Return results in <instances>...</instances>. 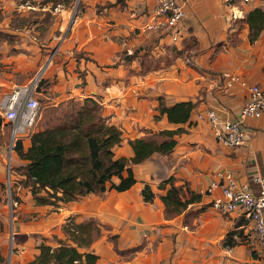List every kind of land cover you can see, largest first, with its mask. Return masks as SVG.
Listing matches in <instances>:
<instances>
[{
	"label": "crops",
	"instance_id": "0c3cea01",
	"mask_svg": "<svg viewBox=\"0 0 264 264\" xmlns=\"http://www.w3.org/2000/svg\"><path fill=\"white\" fill-rule=\"evenodd\" d=\"M179 1L185 3V16L177 42L144 29L155 0H78L80 12L58 40L49 64L37 50L33 58L3 54L13 62L9 71L0 69V95L33 78L38 84L43 73L41 77L55 80L49 87L55 102L94 98L102 116L121 131L113 146L115 157H131L135 138L182 127L170 152L155 151L131 165L135 182L129 188L118 191L107 183L101 192L47 208L45 214L40 210L39 230L57 232L62 239L67 238L61 230L67 217L97 222L99 234L80 248L97 254L93 264H256L257 252L247 241L252 221L237 211L221 212L212 205L220 189L206 193L205 188L219 172L231 171L238 182H246L264 170V112L245 119L247 138L235 149L217 141L215 127L198 114L213 106L221 127L243 104L246 89L238 84L226 88L221 76L225 70L264 85V26L250 40L246 18L255 8L264 12V0ZM0 29L21 40L26 35L18 27ZM7 42L0 37L1 53ZM159 97L168 106L193 102L187 121L172 123L160 114ZM16 160L18 165L26 162ZM169 176L172 181L164 182ZM145 183L154 194L151 201L143 198ZM171 185L181 188V199L188 203L181 212L167 215L160 196ZM25 194L31 196L28 188ZM37 252L33 248V257Z\"/></svg>",
	"mask_w": 264,
	"mask_h": 264
},
{
	"label": "trees",
	"instance_id": "16d2710c",
	"mask_svg": "<svg viewBox=\"0 0 264 264\" xmlns=\"http://www.w3.org/2000/svg\"><path fill=\"white\" fill-rule=\"evenodd\" d=\"M71 2L73 0H63L61 3L67 6ZM49 3L53 8L59 1L30 0V4L37 7H46ZM246 18L249 39L252 40L264 26V12L255 8ZM258 20L261 21L259 24ZM11 36L13 34L0 29L1 38ZM158 99L157 110L160 114L165 113L172 123L187 121L194 105L190 100H181L168 106L162 97ZM64 104L75 109L69 114L71 119L34 131L26 149L21 140L15 145L17 156L26 161L18 166L23 176L20 184L29 189L36 203L53 208L87 193L101 192L107 183L110 188L118 191L129 188L135 182L131 165L141 162L155 151L170 152L176 143L174 135L182 131V127H177L159 130L148 137L135 138L130 141L133 149L131 157H115L113 146L120 142L121 131L102 116L99 102L92 97L70 98L66 103L60 102L51 108L48 116L57 114ZM172 179L169 176L164 182ZM163 185L164 183L159 184L160 187ZM180 194L181 188L171 185L160 196L167 215L177 214L187 206L188 199L182 200ZM142 195L146 201L153 199L154 194L146 183L142 188ZM191 196L189 199L195 197L193 194ZM70 220V226L63 227L67 238H59L54 246L45 241L39 242L34 258L23 264H93L97 254L80 248L88 246L99 234L97 222L93 219L82 222ZM3 260L0 256V264H4Z\"/></svg>",
	"mask_w": 264,
	"mask_h": 264
},
{
	"label": "rangeland",
	"instance_id": "374dc122",
	"mask_svg": "<svg viewBox=\"0 0 264 264\" xmlns=\"http://www.w3.org/2000/svg\"><path fill=\"white\" fill-rule=\"evenodd\" d=\"M18 1L19 4H14L11 0H0V28L18 27V31L26 34L22 40L17 35L7 38L9 46L3 49L2 53L0 52V69L2 71H9L11 68L9 66L13 62V59L10 61L7 60L8 57L4 58L3 54L10 57L13 54L24 53L29 58H33L37 50V53L42 55L41 58L45 57L48 60L52 47L55 48L58 40L68 30L70 22H73L81 9L77 0H73L67 6L61 3L63 0H56L59 3L53 8L50 7V3L45 5V8L34 7L30 4V0ZM35 19L36 22L33 21ZM27 42L31 44L30 47L26 44ZM49 62L50 60L47 64ZM37 72L35 73L37 74ZM42 74L37 76L39 81L36 91H39V94L36 93V95L41 103V112L34 131L67 121L71 119L70 112L75 111L71 105L64 104L57 114L48 116V111L61 101L55 102L51 98L53 90L49 87L54 83V78L41 77ZM67 100L69 99L63 102L66 103ZM27 139L23 140L24 148L28 146ZM8 143V128L0 126V182H2L0 185V256L3 257L4 264H23L34 258L33 248H36L39 242L45 241L54 246L57 245L59 237L57 232L47 235L39 230L40 222H42L40 210L45 214L46 209H50L52 206L37 205L29 194H25L27 188L24 191L21 190L24 187L20 184L23 176L20 173L21 169L18 168V160H16L18 156L15 147L10 150ZM18 186L20 189H17ZM14 199L17 201L14 202ZM70 224L71 220L68 217L65 218L61 230L64 231L63 227L70 226Z\"/></svg>",
	"mask_w": 264,
	"mask_h": 264
},
{
	"label": "built area",
	"instance_id": "2783aa9c",
	"mask_svg": "<svg viewBox=\"0 0 264 264\" xmlns=\"http://www.w3.org/2000/svg\"><path fill=\"white\" fill-rule=\"evenodd\" d=\"M231 2L233 0H223ZM242 3L252 0H239ZM185 3L179 0H155L150 20L144 25L145 30L157 31L168 36L172 42L181 38L184 30ZM224 86L234 84L246 89L247 95L236 114L217 127V114L213 106H208L198 114L206 117L215 127L217 141L230 148L244 144L247 131L245 119L258 117L264 112V85L248 82L238 73L225 70L221 73ZM37 81L32 79L5 90L0 95L1 126H6L9 133V149L13 150L18 140L30 138L41 112V103L36 95ZM255 184V188L251 186ZM220 189V195L212 198V205L221 212L237 211L252 221L253 227L248 236V243L257 252L256 264H264V170L254 173L246 182H238L231 171L217 173L205 188L206 193ZM15 202V200H14Z\"/></svg>",
	"mask_w": 264,
	"mask_h": 264
},
{
	"label": "water",
	"instance_id": "95a60500",
	"mask_svg": "<svg viewBox=\"0 0 264 264\" xmlns=\"http://www.w3.org/2000/svg\"><path fill=\"white\" fill-rule=\"evenodd\" d=\"M77 2H78V0H77ZM57 47H58V44L55 46V48L52 49V51H51V53H50V55H49L48 60H49V59L51 58V56L55 53Z\"/></svg>",
	"mask_w": 264,
	"mask_h": 264
}]
</instances>
